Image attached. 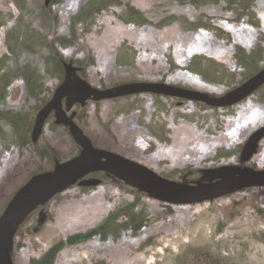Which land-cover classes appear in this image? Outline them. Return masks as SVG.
<instances>
[{"label": "rangeland", "instance_id": "rangeland-1", "mask_svg": "<svg viewBox=\"0 0 264 264\" xmlns=\"http://www.w3.org/2000/svg\"><path fill=\"white\" fill-rule=\"evenodd\" d=\"M52 1L0 0V215L15 192L33 175L51 171L80 152L68 126L57 123L55 116H47L40 134L32 139L37 114L51 101L56 85L63 77L65 64L80 66L89 83L108 90L124 84L142 83L131 82L139 80L140 76L147 80L148 76L154 79L163 74L168 77L167 83L192 87L170 80L178 67L169 54L165 60L167 69L152 75L138 70L142 64L149 69L153 65L137 59L131 46L126 44L114 49L104 42L100 46L94 43L95 37L105 28L102 26L93 31L99 27L100 17L123 10L117 18L121 25L146 22L153 26V21L147 17L169 16L157 27L170 25L173 18L179 19L186 32L200 26L218 30L219 41L225 38L229 43V34L215 26L216 20L236 24L246 21L258 27L260 21L253 9L258 3L264 4V0L169 2L184 8L191 6L197 20L191 21L186 15L171 17L169 4L156 5L152 11L137 10V7L150 4L151 0H88L80 12L66 20L67 23L60 19L57 8L61 3H56L52 9ZM11 5L17 10V16L11 11ZM212 8L232 18L217 19L220 17L208 14ZM114 50L116 56H111L109 53ZM235 56L240 73L231 72L225 65L204 56L194 58L189 67L191 72L210 87L222 89L221 94L198 91L220 98L263 70L264 34L254 51L247 52L237 46ZM110 71L118 74L112 77ZM159 94L141 92L94 98L84 108L74 107L71 111L76 112L77 123L93 145L117 152L155 172L161 170L156 173L179 183L215 181L222 174L216 169L225 166L239 170L264 169V166H258L259 161L264 160V138L257 143L252 156L240 161L243 144L258 127L240 139L236 136L238 143L233 138L232 145L225 142L221 145L214 139L216 133L225 128V120L233 117L242 106H264V85L233 108L211 106L201 100L186 99L178 103L179 98L173 95ZM147 102L150 106L146 107ZM149 110L153 111V116ZM131 115L135 118L130 119ZM261 115L250 113L248 118L264 116ZM170 116L174 123L168 120ZM124 119H129L127 123L143 132L137 138L143 153L141 160L128 154L112 131L113 123ZM177 124L191 127L193 132L203 133L210 140L208 151H205L208 156L182 154L175 160L170 157L161 160L167 158L171 141L177 139L174 131ZM209 125L210 130L207 129ZM239 127L238 123L232 126L235 129H230L231 134L235 135ZM178 147L176 152L181 146ZM153 155L156 157L151 166L144 163V159L149 161ZM208 170H216V173L206 177ZM91 195L95 199L89 203L79 205L76 202ZM64 202L72 207L60 209ZM95 206L104 214L99 223L86 228L77 225L79 230L76 225L71 228ZM55 219L59 223L57 227L53 225ZM90 233L89 237H84ZM61 252L65 254L62 258ZM10 254L15 264H264V186L246 187L202 202L174 204L150 196L118 175L93 172L29 213L14 234Z\"/></svg>", "mask_w": 264, "mask_h": 264}, {"label": "bare ground", "instance_id": "bare-ground-1", "mask_svg": "<svg viewBox=\"0 0 264 264\" xmlns=\"http://www.w3.org/2000/svg\"><path fill=\"white\" fill-rule=\"evenodd\" d=\"M119 1L124 2L127 0H119ZM170 1L171 0H157L153 2L151 0L150 4L147 3L146 5H144L143 8L137 7V10L152 11L154 6L156 5L163 6V5L169 4ZM87 2L88 0H63L61 2V6L60 7L58 6L59 8H57L60 13V19H62L63 21L70 20V18L76 15L77 12H79V10ZM261 3L260 4L258 3L257 7L253 9V12L257 14V18L260 21V25L258 27L251 25L250 23H247L246 21L238 22L237 24L231 23V22L226 23L221 18L225 17L227 19H231L232 17L229 15L220 14V12L217 11L215 8L210 9L208 11L209 13L207 12L211 16L220 17L217 19H221V20H216L217 22L215 23V26H218L224 32L229 34V37L231 39L230 40L231 42L229 41V43L225 38H223V41H219L218 39L219 37L217 36V34H219L218 30L217 31L211 30V29H207L205 27L200 26L196 28L194 31L186 32L185 27L183 26V24L180 22L181 20L179 19L175 20L173 18L170 21V25L161 26L158 28L157 25L160 24L164 20V18H168L169 16L168 17L165 16L161 18L147 17L148 20L153 21V26L155 27H153L151 24L146 23V22L139 24V25L135 23L133 24L132 22H131L132 24L123 23V25H121L120 24L121 22H119L117 18L124 13L123 10L119 13H116L117 15L115 13L114 14L110 13L111 15H105L98 19L97 24L99 27L98 28L95 27L93 31L96 32V30L97 29L99 30L102 26H105V28L102 30V33L98 37H95L94 43L100 46V44L102 45V42H104L105 44L107 43L108 45H110L109 47H112L114 49L122 47L126 44L128 46H131L133 48L135 55L137 56V59L139 58L143 62L150 63L153 65L152 67L150 66L151 68L149 69L148 68L149 66L147 67V65L142 64L139 66L138 70L140 69L141 72L143 71L144 73H148V74L152 73V75H154V73L156 72L167 69L165 60L167 61V55L169 54L174 64L177 65L178 67V69L175 70V74L171 75V78H170L171 81L177 82V83L181 81V82H184L185 84L191 85L193 88L197 90L221 94L222 89L216 90L215 88H212V86L210 87L209 84L205 82L201 77H199L196 74H193L191 70L189 69V67L192 64V61L194 58H196L197 56H204L219 64L221 63L225 65L227 68H229L231 72L240 73L241 71L238 67V64L236 61L237 59L235 56L236 47L239 46L247 52L254 51L259 46L261 36L262 34H264V4L263 2ZM168 9L170 10L171 17H175V16L180 17L182 15H186L189 18V20L197 21L195 20L196 17L194 18V15H195L194 9L189 5H186V7L184 8V7H180V5L174 6L173 4H169ZM11 11H13L15 16H17L18 12L14 8L13 5H11ZM105 54H106V50H105ZM109 54L111 56H116V51L114 50V52L109 53ZM106 62L108 63L110 62V60L109 61L106 60ZM110 73L112 77L118 74L117 72H113V71H110ZM148 103L149 102H147L146 107L150 106L148 105ZM106 106L109 107V104H107ZM242 108L238 110L233 117H231L228 120H225L226 122L225 128H223L218 133H216V138H214L216 143L219 142L221 145H223L225 142V143H228L229 145L231 144L230 143L231 140L233 138L235 139L236 136L238 139H240V137H242L247 132H250V131L252 132L254 129L262 125L261 123L264 122V116H262L264 115L263 105H260V104L259 105L258 104L247 105L245 107L242 106ZM150 111L151 110H149V113L152 114L153 111L152 112ZM255 112L262 114L261 116L263 118L262 117L260 118V116L259 117L255 116L256 118L253 117L254 119L253 118L250 119V117L248 118V114L255 113ZM133 118H135V115H131L130 119H133ZM169 119L172 123H174V119L172 116H170L168 120ZM128 120L129 119L127 120L124 119L123 121H118V120L115 121L112 126V131L113 133H115V135H117V139L119 140V142H121V145L125 147L128 154L133 155L134 158L141 160V155L143 153L141 152V145L138 142L140 140H138L137 138L139 135L143 134V132L138 131L137 129L134 128L133 125H131L130 123H127ZM165 120L168 121L167 119ZM165 123L166 122H164V124ZM236 123H238L240 127L237 129V132L235 133V135H232L230 132L232 130L230 129H233L232 126L234 127ZM187 127L185 125H178V124L174 126V131L176 132L177 139H175L176 141H174L172 138L174 134L173 136H171L173 141H171L172 145L170 146L169 150L167 149L168 150V152L166 153L168 155L167 158L165 157L161 159L159 157L162 161L168 160L169 159L168 157L173 158V160H175L174 159L175 157L179 155L181 156L182 154H190V155L195 154V155H198L199 157H202L203 155L204 157L208 156L207 154H205L206 153L205 151L206 149L208 151L210 140L204 137L203 133L202 134L195 133L193 132V128L190 127L188 129ZM207 129L210 130L211 125H209ZM190 136H192V138H190ZM139 138L141 139V137ZM237 138H236V141H237ZM178 146H181V147H180V150H178L179 152L178 151L176 152V148L179 149ZM163 152H166V151H163ZM155 155H153L152 158H148L150 159L149 161L145 159L144 160L142 159V160L144 161V163L151 166L155 162L153 159L154 157H156ZM186 156H183V158ZM258 159L260 160L261 158L258 157ZM258 166L259 167L264 166L263 159L259 161ZM160 171L161 170L156 169V172H160ZM92 199L93 200L95 199L94 195L88 196L87 198L81 201H76V202L79 203V205H84L86 202L88 201L90 202V200ZM91 205H92V201H91ZM59 207L60 209L62 207L65 209H69L72 207V205L70 207L69 205H67V203L64 202V206H59ZM74 208L75 207H73V209ZM86 212L87 214L84 215V217H80L79 215L81 220H78V221L76 220V222H74L73 220L74 224L71 225V228L73 225L74 227L75 225L76 227L78 225L80 228H86L87 226L89 227L90 225L97 224L101 221L104 215V214L102 215V212L98 206L92 207L89 212L88 211ZM59 214H60V211H59ZM55 221L56 223H54L53 225L56 224V227H57L59 223H57L56 219ZM79 227H77L78 230H79ZM64 255L65 254L61 252L60 257L62 258L64 257Z\"/></svg>", "mask_w": 264, "mask_h": 264}, {"label": "water", "instance_id": "water-1", "mask_svg": "<svg viewBox=\"0 0 264 264\" xmlns=\"http://www.w3.org/2000/svg\"><path fill=\"white\" fill-rule=\"evenodd\" d=\"M64 69L66 74H69L68 66L65 65ZM262 83H264V69L222 97L215 98L198 90H187L168 84L142 82L124 84L114 90H99L83 80L63 82L55 90L51 101L37 114L32 139L35 140L38 137L46 117L51 110H54L57 123L68 126L71 137L81 148L80 153L55 166L51 171L33 175L7 203L0 215V264H15L10 254L12 240L19 224L29 213L56 193L64 191L93 172L118 175L124 178L127 183L147 192L150 196L174 204L202 202L246 187L264 186V169L239 170L225 166L216 169L222 174L218 175L219 179L215 181L184 184L166 179L154 170L117 152L94 147L89 137L69 117L66 118L64 115V110L60 105V99L63 96H67L66 111L72 107L74 99L71 98H77L80 92L86 89L95 96V99L141 92L173 95L174 93L168 92L171 90L177 92L179 96L191 100H201L211 106H228L248 97ZM85 97L87 96L82 98ZM262 138H264V125L257 128L248 137L240 154L241 162L253 155L257 143ZM216 170H208L205 176L208 177L210 174L216 173Z\"/></svg>", "mask_w": 264, "mask_h": 264}, {"label": "flooded vegetation", "instance_id": "flooded-vegetation-1", "mask_svg": "<svg viewBox=\"0 0 264 264\" xmlns=\"http://www.w3.org/2000/svg\"><path fill=\"white\" fill-rule=\"evenodd\" d=\"M63 0H53L52 1V9H53V7L56 5V3H61ZM80 12V11H79ZM66 66H68V73L69 74H66V71H65V69L63 68V77H62V79L60 80V82L56 85V88H55V90L63 83V82H65V81H71V80H83V81H86L88 84H90L92 87H94V88H97V89H99V90H108L106 87H101V86H99V85H96V86H94L93 84H91V83H89L88 82V79H86L85 78V74H84V72H83V70H82V68L80 67V66H77V65H75V64H73V63H67V64H65ZM140 79L139 80H134V81H131V82H143L144 81V83H154V84H168V85H170V86H174V87H178V88H183V89H187V90H195L194 88L192 89V87L191 88H189V87H185V86H180V85H175V84H170V83H167V78L164 76V74L163 75H161V76H158V77H156V76H154L153 78L154 79H150L149 78V76L147 77V80L146 79H142V78H144V76H140L139 77ZM248 80V79H247ZM246 80V81H247ZM245 81V82H246ZM264 85V83H262L257 89H259L261 86H263ZM256 89V90H257ZM233 90V89H232ZM256 90H254V91H256ZM231 91V90H230ZM253 91V92H254ZM169 93H174L173 94V96H175L176 98H179V102L178 103H182V101H185L187 98H184V97H182V96H179L178 94H177V92H175V91H168ZM229 92V91H228ZM205 93V92H204ZM227 93V92H226ZM225 93V94H226ZM99 94V93H98ZM225 94H223V95H225ZM170 95H172V94H170ZM84 96H87V97H85V98H82V97H84ZM159 96H161L160 94H159ZM164 96H167L166 94H164ZM94 98H95V96L93 95V94H91V93H89L88 91H87V89L86 90H83L82 92H80V95L77 97V98H75V97H73V98H71V99H74V101L72 102V107L69 109V111H66V104H67V96H63L61 99H60V105H61V107H62V109L64 110V115H66V118L67 117H69L70 118V120L74 123V124H76L79 128H80V124L79 123H77L78 122V119H77V115H76V112L74 111V110H72L71 111V109L72 108H74V107H80V108H84L85 106H86V104L89 102V101H91V100H94ZM247 98V97H246ZM246 98H244V99H242V100H240L239 102H236V103H234V104H232V105H228V106H224V107H226V108H233V107H235L237 104H239V103H241V102H243L244 100H246ZM191 100V99H190ZM99 101H101V100H99ZM195 102H198V101H195ZM69 112V113H68ZM226 115H228V114H226ZM51 116H55V111L54 110H51L50 112H49V115H48V118L49 117H51ZM152 116H153V113H152ZM151 116V117H152ZM222 116V115H221ZM151 117L149 118L150 120H151ZM150 120H148V122L150 121ZM210 122V121H209ZM212 122H213V120H212ZM168 125V124H167ZM166 126V125H165ZM259 128V127H258ZM81 129V128H80ZM82 130V129H81ZM83 131V130H82ZM83 133L86 135V133L83 131ZM87 136V135H86ZM91 141V140H90ZM247 141V140H246ZM93 145V144H92ZM244 145H245V143L243 144V146H242V149H243V147H244ZM94 147H97V146H95V145H93ZM97 148H102V147H97ZM242 149H241V151H242ZM80 150H81V148H80ZM80 153V152H79ZM79 153L77 154V155H79ZM241 153V152H240ZM77 155H75L74 157H76ZM73 157V158H74ZM91 174V173H90ZM89 175V174H88ZM86 176H84L83 178H85ZM82 178V179H83ZM165 178V177H164ZM167 179V178H166ZM81 180V179H80ZM170 180V179H169Z\"/></svg>", "mask_w": 264, "mask_h": 264}, {"label": "trees", "instance_id": "trees-1", "mask_svg": "<svg viewBox=\"0 0 264 264\" xmlns=\"http://www.w3.org/2000/svg\"><path fill=\"white\" fill-rule=\"evenodd\" d=\"M91 235V233L90 234H87V235H85L84 237H89Z\"/></svg>", "mask_w": 264, "mask_h": 264}]
</instances>
